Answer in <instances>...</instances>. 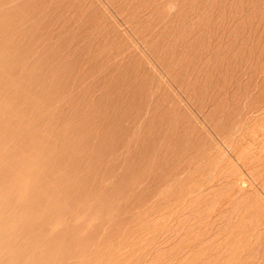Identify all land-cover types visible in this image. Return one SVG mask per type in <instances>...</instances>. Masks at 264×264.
<instances>
[{
  "label": "rangeland",
  "instance_id": "rangeland-1",
  "mask_svg": "<svg viewBox=\"0 0 264 264\" xmlns=\"http://www.w3.org/2000/svg\"><path fill=\"white\" fill-rule=\"evenodd\" d=\"M263 4L0 0V264H264Z\"/></svg>",
  "mask_w": 264,
  "mask_h": 264
},
{
  "label": "bare ground",
  "instance_id": "bare-ground-1",
  "mask_svg": "<svg viewBox=\"0 0 264 264\" xmlns=\"http://www.w3.org/2000/svg\"><path fill=\"white\" fill-rule=\"evenodd\" d=\"M263 5H264V4H263ZM1 64H2V63H0V65H1ZM0 75H1V74H0ZM0 80H1V79H0ZM4 102H5V101H4ZM6 105H7V104H6ZM6 105H5V106H6ZM7 106H8V105H7ZM17 109H18V108H17ZM5 110H6V109H5ZM5 110H4V111H5ZM4 111H3V112H4ZM7 113H8V111H7ZM2 115H4V114H2ZM2 117H3V116H2ZM9 117H10V116H9ZM19 121H20V120H19ZM1 122H2V121H1ZM4 122H5V121H4ZM6 124H7V123H6ZM9 124H10V123H9ZM1 126H2V125H1ZM1 126H0V127H1ZM3 126H5V125H3ZM6 127H8V126H6ZM3 130H5V127L3 128ZM9 132H10V131H9ZM17 132H18V131H17ZM0 146H1V145H0ZM4 155H5V154H4ZM21 171H22V170H21ZM12 172H13V171H12ZM19 172H20V171H19ZM21 174H22V173H21ZM27 175H28V174H27ZM16 176H17V175H16ZM4 180H5V179H4ZM13 182H14V181H13ZM11 184H12V183H11ZM2 193H3V192H2ZM10 193H11V192H10ZM5 200H6V199H5ZM0 201H1V200H0ZM0 203H2V202H0ZM5 205H6V204H5ZM5 205H4V206H5ZM2 212H3V211H2ZM1 214H2V213H1ZM0 232H1V231H0ZM3 238H4V237H3ZM4 240H5V239H4ZM4 240H2V242H3ZM29 252H30V251H29Z\"/></svg>",
  "mask_w": 264,
  "mask_h": 264
}]
</instances>
